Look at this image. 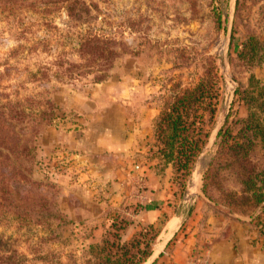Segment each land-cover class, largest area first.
<instances>
[{"label": "rangeland", "instance_id": "rangeland-1", "mask_svg": "<svg viewBox=\"0 0 264 264\" xmlns=\"http://www.w3.org/2000/svg\"><path fill=\"white\" fill-rule=\"evenodd\" d=\"M262 1L0 0V264H112L110 253L123 254L105 247L118 243L114 231L94 240L73 214L58 144L72 130V93L108 82L155 101L158 118L190 102L205 143L187 176L173 167L179 189L188 192L200 165L201 199L229 214L249 208L239 163L264 165V149L244 161L218 133L248 113L242 98L263 52ZM93 39L114 41L113 56L91 57ZM252 39L257 47L244 48ZM128 251L129 262L139 259Z\"/></svg>", "mask_w": 264, "mask_h": 264}, {"label": "crops", "instance_id": "crops-1", "mask_svg": "<svg viewBox=\"0 0 264 264\" xmlns=\"http://www.w3.org/2000/svg\"><path fill=\"white\" fill-rule=\"evenodd\" d=\"M262 10L263 58L252 73L264 89V0ZM106 84L72 93V130L58 137L60 162L69 164L72 178L73 214L94 240L115 231L110 221L117 216L118 226L125 221L123 243L149 244L140 264H191L198 257L207 264H264V205L229 214L204 201L195 181L200 165L182 194L172 164L158 155L156 102L133 94L124 81Z\"/></svg>", "mask_w": 264, "mask_h": 264}, {"label": "trees", "instance_id": "trees-1", "mask_svg": "<svg viewBox=\"0 0 264 264\" xmlns=\"http://www.w3.org/2000/svg\"><path fill=\"white\" fill-rule=\"evenodd\" d=\"M99 42L103 43V46H98L97 43ZM113 43L115 42L110 39L101 41L100 39L90 40V47L92 49L89 53L90 56H99V49H101L103 55L100 56L104 61H107L114 54ZM243 46L244 48L255 49L257 43L255 44L252 39L244 43ZM262 58L263 52L260 59L254 62L251 72L255 66L261 63ZM251 78L253 84L248 86V91H246L247 95L242 98L248 109V113L240 114L238 119L229 125L226 123L225 127H222L218 133L219 137L222 138V144H230L232 146L231 148L244 161L248 159L252 161V153L259 148L264 149V89L253 73ZM190 105V102L182 99L176 102V104L171 105V108L168 109L165 115L160 116L156 121V136L159 142L157 144L158 155L166 163H170L173 167L179 169V171H185L184 176H187L191 171L205 143L202 139L205 136L204 134L202 136V131L200 129H193L197 125V122L190 119ZM246 164L239 163V194L241 198H245L248 201L249 208L244 212H236L250 214L261 205H264V165L248 171ZM124 222L121 219L120 226L116 224L112 225L115 230L114 235L118 238V243L115 244V242H112L110 244L107 242L105 246L106 249H110V247L116 245L117 251L124 249V252L122 255L119 254L116 257H113L112 253H110L108 259L109 261L112 260V264H140L150 254L149 244L146 243L145 247H140L139 238H136L128 244L123 243L119 236V230L123 227ZM128 248L137 249L138 254L140 253L138 260L134 262L128 261L130 260V251H128ZM144 249H147V251H144Z\"/></svg>", "mask_w": 264, "mask_h": 264}, {"label": "built area", "instance_id": "built-area-1", "mask_svg": "<svg viewBox=\"0 0 264 264\" xmlns=\"http://www.w3.org/2000/svg\"><path fill=\"white\" fill-rule=\"evenodd\" d=\"M191 264H207V262L205 260H203V258H195L191 260Z\"/></svg>", "mask_w": 264, "mask_h": 264}, {"label": "bare ground", "instance_id": "bare-ground-1", "mask_svg": "<svg viewBox=\"0 0 264 264\" xmlns=\"http://www.w3.org/2000/svg\"><path fill=\"white\" fill-rule=\"evenodd\" d=\"M171 228H174V224H172V226H170Z\"/></svg>", "mask_w": 264, "mask_h": 264}]
</instances>
